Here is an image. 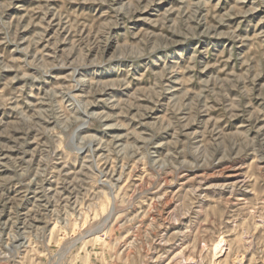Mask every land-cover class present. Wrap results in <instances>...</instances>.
<instances>
[{"label":"rangeland","instance_id":"1","mask_svg":"<svg viewBox=\"0 0 264 264\" xmlns=\"http://www.w3.org/2000/svg\"><path fill=\"white\" fill-rule=\"evenodd\" d=\"M0 264H264V0H0Z\"/></svg>","mask_w":264,"mask_h":264}]
</instances>
